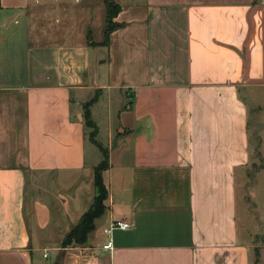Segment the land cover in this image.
<instances>
[{
  "label": "crops",
  "instance_id": "crops-1",
  "mask_svg": "<svg viewBox=\"0 0 264 264\" xmlns=\"http://www.w3.org/2000/svg\"><path fill=\"white\" fill-rule=\"evenodd\" d=\"M31 4L0 0V264H262L264 224L241 216L256 193L249 208L237 189L251 127L264 161V0L119 3L108 46L36 24L33 41ZM93 98L105 212L62 247L97 196Z\"/></svg>",
  "mask_w": 264,
  "mask_h": 264
},
{
  "label": "rangeland",
  "instance_id": "rangeland-1",
  "mask_svg": "<svg viewBox=\"0 0 264 264\" xmlns=\"http://www.w3.org/2000/svg\"><path fill=\"white\" fill-rule=\"evenodd\" d=\"M108 1L114 5L119 6V3L132 2V0H32L31 6L28 8L29 17L34 26L29 27L34 31L31 33L33 41L39 40L40 34L39 29H34L35 24L37 27H44L45 32L42 33L44 41L47 43H53L60 37L64 36L63 41L65 43H81L84 42L87 44L100 42V45L103 44V35L106 25V11H105V2ZM61 39V38H60ZM91 58L94 61L95 54L91 51ZM104 109H101L99 116L101 120L103 119ZM259 126L256 127V129ZM91 130L86 129L85 136L87 141L89 139ZM101 143L106 144L105 139V130L103 128V133L97 138ZM250 139L251 146L253 149L252 159L250 164L245 168L244 174H241V184L238 186V192L240 188L243 191V198L245 204L248 207H251V192L256 193L255 200L252 201L256 205L253 213L249 215L250 219H247V215L244 212V209H241V216L243 223L246 224V221L249 223H256L261 221L264 224V174L261 177L259 184L253 185L254 177L256 172L264 164V161L258 154L259 138L254 135V128L250 129ZM87 147V161L92 162V157L98 155L101 159L100 152L89 144ZM256 147V148H255ZM240 184V182H239ZM253 186V188H252ZM249 210V209H247ZM103 222H99L98 229L101 228ZM244 225V224H243ZM256 226V225H255ZM101 234H99L100 236ZM259 237V236H258ZM258 241V240H257ZM264 241V240H263ZM262 241V242H263ZM253 244L259 246L256 243V240L253 241ZM256 252L257 249H253L254 264H256ZM261 263L264 264V253L261 257Z\"/></svg>",
  "mask_w": 264,
  "mask_h": 264
},
{
  "label": "trees",
  "instance_id": "trees-1",
  "mask_svg": "<svg viewBox=\"0 0 264 264\" xmlns=\"http://www.w3.org/2000/svg\"><path fill=\"white\" fill-rule=\"evenodd\" d=\"M120 6L114 5L108 1L105 2V11H106V25L104 30V39L103 46L109 45L110 34L115 31L120 25L115 24L113 19L120 12ZM93 100L89 101L84 105V124L85 127L90 129L89 139L90 141L101 151L103 155L102 162L94 169V186L97 190V196L95 197L92 206L90 209L81 217L79 223L74 227L64 238L62 242V247L69 246L71 244H84L88 241L90 233L94 231V222L99 219L105 212V200L107 198V191L103 185L102 181V172L108 167V157L105 150L95 141L97 135V129L90 120L89 115V106L94 102Z\"/></svg>",
  "mask_w": 264,
  "mask_h": 264
},
{
  "label": "built area",
  "instance_id": "built-area-1",
  "mask_svg": "<svg viewBox=\"0 0 264 264\" xmlns=\"http://www.w3.org/2000/svg\"><path fill=\"white\" fill-rule=\"evenodd\" d=\"M130 228V224L124 221H117V222H112L106 229H104V234L107 236H111V234L116 231H125ZM103 250L105 252L111 253L113 250L112 242L109 240L104 246ZM46 257V255H44Z\"/></svg>",
  "mask_w": 264,
  "mask_h": 264
}]
</instances>
